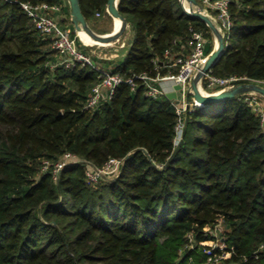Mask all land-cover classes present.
<instances>
[{
  "label": "trees",
  "instance_id": "16d2710c",
  "mask_svg": "<svg viewBox=\"0 0 264 264\" xmlns=\"http://www.w3.org/2000/svg\"><path fill=\"white\" fill-rule=\"evenodd\" d=\"M23 1L62 5L70 16L67 0H0V264H215L201 241L217 238L231 252L217 264H264L261 116L240 95L195 106L175 146L174 104L147 96L138 78L88 110L99 71L51 67L59 53ZM79 1L89 22L97 12L110 17L108 0ZM229 7L232 28L212 73L264 85V0ZM118 9L132 36L125 58L115 67L93 59L123 78L176 72L194 30L206 53L214 47L209 26L180 0H119ZM66 152L80 160L57 179L52 166L42 169ZM109 158L122 160L117 175L90 182L86 162L102 167Z\"/></svg>",
  "mask_w": 264,
  "mask_h": 264
},
{
  "label": "built area",
  "instance_id": "2783aa9c",
  "mask_svg": "<svg viewBox=\"0 0 264 264\" xmlns=\"http://www.w3.org/2000/svg\"><path fill=\"white\" fill-rule=\"evenodd\" d=\"M202 11L208 14L211 18L217 21L219 30L226 38L232 28V16L230 13V0H198ZM21 7L25 10L27 15L31 18L35 27L43 35H48L53 39V47L59 53V59L55 63H51V67L63 64L72 66L76 63L82 65H90L99 71V80L92 87L90 94L84 104V108L92 110L96 108L101 102L111 98L117 88L122 82H127L131 88H135V78L145 82V94L152 98H158L166 95L168 86L172 87L179 84L182 92L181 99L176 102L171 100L175 106V111L178 120L175 126V136L173 139L174 145H178L183 137L184 117L188 110H192L195 106H200L193 95L191 89V81L196 72L201 68L208 53L205 51L206 38L202 31L194 30L189 45V52L187 54H180L173 60V64L178 66L176 72H171L163 76L152 77L147 73H140L132 77L123 78L119 72L114 69L101 67L93 57L83 52L77 44L76 36L73 37L60 26L59 21L54 16V13L59 11L61 6L57 4H49L47 2L31 3L21 2ZM101 13L97 12L99 16ZM248 79L247 82H258L259 80L248 78L247 76H218L212 73V68L203 74L200 81L201 89L205 93L219 92L223 89L229 88L233 85L241 83V80ZM243 100L253 109L254 112L261 116V121L264 125V108L262 106V95L260 93L250 91L240 95ZM80 158L71 152H66L53 165L49 160L43 161V170H47L52 166L53 177L58 178L63 168L73 162H77ZM122 160L118 158H109L102 167H95L90 161L88 165L87 177L92 183L98 182L101 177L109 174H117L120 169ZM222 226L220 220L213 229L214 235L218 236ZM206 229H209L208 227ZM201 244L207 246L205 252L208 254V261L219 262L221 259L228 257L231 252L226 251L223 239H211L201 241ZM263 246V245H262ZM220 248L221 252H213L214 248Z\"/></svg>",
  "mask_w": 264,
  "mask_h": 264
},
{
  "label": "water",
  "instance_id": "95a60500",
  "mask_svg": "<svg viewBox=\"0 0 264 264\" xmlns=\"http://www.w3.org/2000/svg\"><path fill=\"white\" fill-rule=\"evenodd\" d=\"M118 1L119 0H108L106 4L107 12L113 17L119 18L121 20V24L118 28L114 29L110 33H98L96 32L90 25L89 21L86 19L82 12V8L79 0H67L69 5V10L71 14V20L75 27V31L79 36L81 31L90 35V37L95 41V43L107 44L113 41L118 40L126 31L128 27L127 20L122 16L118 9ZM184 10L194 16L197 17L209 26L211 29L213 36L215 37V44L211 52L207 55L203 65L193 76L191 81V89L192 95L194 99L200 103V105H204L210 102L221 101L228 98H233L235 96L241 95L246 92L254 91L260 93L264 96V85L258 82H241L236 85H233L229 88L223 89L219 92L214 93H205L201 89L200 81L203 77V74L210 70L224 55L225 52V39L223 33L219 30L218 26L214 23L213 19L206 13L202 11L200 3L198 0H180ZM186 2L188 6L184 4ZM181 86L179 84L174 86V90L166 93V97L170 100H175L178 102L181 99L182 92L180 91Z\"/></svg>",
  "mask_w": 264,
  "mask_h": 264
},
{
  "label": "rangeland",
  "instance_id": "374dc122",
  "mask_svg": "<svg viewBox=\"0 0 264 264\" xmlns=\"http://www.w3.org/2000/svg\"><path fill=\"white\" fill-rule=\"evenodd\" d=\"M185 4H186V6H188V4L186 2H185ZM213 21L217 25V21L215 19H213ZM108 23H110V18L103 17V16H97V15L93 20L90 21V25L94 30L95 29L96 30H102L105 28L106 25H108ZM60 26L63 27L65 30H68V28L65 26L64 22H61ZM68 32L70 34L72 33L69 30H68ZM88 37H90V35H88L87 33H83L82 39L78 36L81 43L87 48L88 53L93 58H97L98 60H100V59L111 60L110 67H115V65L118 64L119 61H121L125 58L124 50L126 48H121L120 57H118V55H117V54H119L117 48H119L118 46L120 45L118 40L113 41L111 43H107V44H100V43H95V41L91 37H90V39ZM131 37L132 36L128 31L124 33L123 38L125 41L128 42L131 39ZM214 41H215V37H214ZM214 44H215V42H214ZM106 56H111V59L110 58L108 59ZM98 63H100V62H98ZM106 67H108V66H106ZM110 67H109V69H111ZM262 106L264 108V96H262ZM116 175L117 174H115V175L109 174V175L105 176L104 178L111 179ZM212 264H214V263H212ZM215 264H217V263H215Z\"/></svg>",
  "mask_w": 264,
  "mask_h": 264
},
{
  "label": "crops",
  "instance_id": "0c3cea01",
  "mask_svg": "<svg viewBox=\"0 0 264 264\" xmlns=\"http://www.w3.org/2000/svg\"><path fill=\"white\" fill-rule=\"evenodd\" d=\"M65 4V3H64ZM184 4H185V2H184ZM186 5V4H185ZM61 6V8H60V10L59 11H57V12H55L54 13V16L57 18V20L58 21H60V23L61 22H64V24H65V26L68 28V30L69 31H72V30H74L75 31V27H74V25H73V23H72V20H71V14H70V16L67 14V13H65L64 11H62V5H60ZM187 7V6H186ZM107 11V10H106ZM108 13V12H107ZM109 14V13H108ZM110 15V14H109ZM99 16H103V17H108V16H106V15H99ZM108 18H110V23H108V25H106L105 26V28L104 29H102V30H96L95 29V31L96 32H98V33H110V32H112L114 29H116V28H118V26H117V23H116V20H115V17H113L112 15H110V17H108ZM90 23V22H89ZM129 32L130 34H131V32H130V30H129V28L127 27L126 28V31L125 32ZM76 32V31H75ZM123 36H124V34L118 39V42L120 43V45L118 46L119 48H117V50H118V52H119V54H117L118 55V57H120V53H121V48H125V45L127 44V41H125L124 40V38H123ZM215 42V41H214ZM116 50V51H117ZM126 53V49L124 50V54ZM114 55V54H113ZM108 59L110 58L111 59V56H106ZM113 57V56H112ZM168 91H173V88L172 87H169L168 86Z\"/></svg>",
  "mask_w": 264,
  "mask_h": 264
},
{
  "label": "bare ground",
  "instance_id": "6f19581e",
  "mask_svg": "<svg viewBox=\"0 0 264 264\" xmlns=\"http://www.w3.org/2000/svg\"><path fill=\"white\" fill-rule=\"evenodd\" d=\"M115 20H116L117 26L119 27L120 24H121V20H120L119 18H116V17H115ZM83 33H85V32L81 31V32L79 33V37H80L81 39L83 38ZM88 38L90 39V37H88Z\"/></svg>",
  "mask_w": 264,
  "mask_h": 264
}]
</instances>
